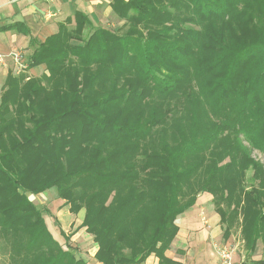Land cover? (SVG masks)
Returning <instances> with one entry per match:
<instances>
[{"label":"trees","instance_id":"obj_1","mask_svg":"<svg viewBox=\"0 0 264 264\" xmlns=\"http://www.w3.org/2000/svg\"><path fill=\"white\" fill-rule=\"evenodd\" d=\"M109 5L119 26L75 11L43 41L30 37L27 65L44 72L2 82L9 264H91L30 199L48 189L83 211L97 263L176 264L164 254L176 217L208 193L223 239L239 230L247 257L260 242L249 262L264 264V167L251 155H264V0Z\"/></svg>","mask_w":264,"mask_h":264},{"label":"crops","instance_id":"obj_2","mask_svg":"<svg viewBox=\"0 0 264 264\" xmlns=\"http://www.w3.org/2000/svg\"><path fill=\"white\" fill-rule=\"evenodd\" d=\"M110 1L0 0V54H4L2 62L0 61V86L7 72L13 71L12 67H15L7 53L19 51L27 63V57L33 49L29 42L30 37L43 41L47 36L56 33L58 24L68 17H73L75 11L87 14L95 26H105L103 23L108 26L107 19L115 17L109 5ZM19 23L23 24L24 30H28V34L20 30L17 25ZM44 69L43 65H27L22 72L38 76ZM210 200V195H198L194 205L176 217L178 231L164 253L167 259L176 264H220L214 248L220 243H231L235 236L223 239L218 215L204 209V205ZM80 212L83 216V211ZM200 214H204L207 220H203L205 218L200 217ZM158 260L154 255H150L141 264H159Z\"/></svg>","mask_w":264,"mask_h":264},{"label":"rangeland","instance_id":"obj_3","mask_svg":"<svg viewBox=\"0 0 264 264\" xmlns=\"http://www.w3.org/2000/svg\"><path fill=\"white\" fill-rule=\"evenodd\" d=\"M107 20H108L107 22H109L108 26L111 27H117L121 24V22H118V20L115 17L108 18ZM103 24L106 26L107 23H103ZM23 63H25V57H23ZM12 69H13V73L16 76L22 78L24 77L25 80L28 79V77L34 76L23 73L22 71L24 69H21V71L18 73L16 72V67H12ZM251 155L252 157L257 159L264 167L263 154L259 153L257 150H252ZM249 175L250 172H247V176ZM244 184H246V181H244ZM205 194L210 195L208 193ZM199 195H203V193H200ZM30 199L38 207L44 208L48 212L46 213L47 215H45L47 220V225L49 227V230L54 234V236L59 241H64L65 243H67V245L70 246L72 252L75 253L76 256L83 257L84 259L88 260L91 264H99L93 258V253L95 251L96 246L92 240V236L88 234L85 231L84 227H82L81 225V220H82L81 212H79L78 214H73L69 212L68 204H66L64 200H62L57 196L56 191L54 189H48L43 193L30 195ZM204 206H205L204 209L209 210L210 213L215 212L211 200L208 201L207 204H205ZM202 216L204 217V214H200V217ZM204 218L205 219L203 220H207L206 217ZM203 220L201 218V221ZM60 232L63 233V236L60 234ZM232 235L235 236V238L229 244H233L236 246L235 255L233 257V260L236 263L250 264L251 261L257 260L262 257L263 249H262V244L260 242H258L257 244L256 252L252 256L246 257V250L243 247V240L239 233V230L233 232ZM216 248L217 246L214 248V251L216 258H218L216 253ZM217 260L219 261V259ZM8 261H9L8 250L6 247L0 244V264H9Z\"/></svg>","mask_w":264,"mask_h":264},{"label":"built area","instance_id":"obj_4","mask_svg":"<svg viewBox=\"0 0 264 264\" xmlns=\"http://www.w3.org/2000/svg\"><path fill=\"white\" fill-rule=\"evenodd\" d=\"M7 56H10L15 64L16 72H20L21 69H25L27 67L26 63H23V58L21 55V52L19 51H10L6 54ZM4 58V54H0V61L2 62ZM236 246L233 244H220L216 248V253L218 256V259L220 261V264H239L236 263L233 260V257L235 255ZM241 264V263H240Z\"/></svg>","mask_w":264,"mask_h":264}]
</instances>
